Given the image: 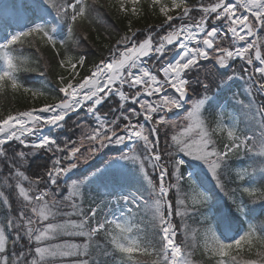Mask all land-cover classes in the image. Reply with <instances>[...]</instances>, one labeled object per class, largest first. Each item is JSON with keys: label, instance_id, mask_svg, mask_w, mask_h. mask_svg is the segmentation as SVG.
Masks as SVG:
<instances>
[{"label": "snow or ice", "instance_id": "6c2138e0", "mask_svg": "<svg viewBox=\"0 0 264 264\" xmlns=\"http://www.w3.org/2000/svg\"><path fill=\"white\" fill-rule=\"evenodd\" d=\"M136 2L132 0L133 4ZM45 3L66 24L69 36L78 30V20H91L92 13L98 11L96 0L91 4L87 0H45ZM152 3L159 6L163 17L159 23L133 30L129 21L123 34H119L120 29L115 30L118 33L115 44L107 55L101 51L99 62L93 63L88 74L79 80L76 78L79 73H70L67 80L60 77L52 103L0 120V159L12 156L19 161L10 165L11 172H0L5 177L0 179V198L6 196L7 186L16 189L23 209L16 220L7 223L22 229L36 245L30 264H99L92 251L94 247H106L126 264H140L133 260V254L146 253L148 247L160 257L158 264H189L181 243L177 242L180 226L173 218L180 217L183 224L191 207L193 215L204 216L207 221L203 210L208 207L210 197L197 187L194 174L184 170L185 157L207 168L235 211L244 212L248 202L264 201V188L243 186L252 170L235 173L233 183L239 182L235 188H227L224 182L229 160L244 152H264V148L258 146L257 151L251 137H241L228 124L205 116L204 96L180 119H168L169 113L183 107L190 91H195L193 74L205 94L210 87L227 86V78L246 80L264 95V0H196L191 4L188 0H172L170 6L160 0ZM7 11L0 8V14ZM119 11H125L123 0H119ZM132 11L135 13L136 9ZM54 32L52 26L36 24L0 42L3 62L0 90L10 84L11 89H23L33 97L46 95L25 86L18 73L30 70L22 57L28 48L39 50L37 37L56 49ZM74 43L78 45V41ZM59 44L65 48L60 67L71 63L75 70L76 63L85 64V55H78L76 63H72L65 42ZM56 55L61 53L57 51ZM201 61L210 62L212 67ZM236 61L242 62L239 71ZM245 65L251 66V72ZM110 100L115 103H107ZM81 109L93 118L95 126L88 122L77 124L80 129L77 140L65 138L58 143L44 134L45 129L65 127V118ZM260 112L264 115V106ZM122 144L132 147L121 158L138 164L153 186L152 218L159 232L158 249L138 237L132 213L139 205L131 203L128 197L113 201L116 206L127 205L117 216L105 211L103 204L86 203L76 184L63 196L57 190L61 179L72 169L87 164L104 148ZM25 150L51 153L50 167L43 174L34 175L35 178L27 175L23 168V160L28 159ZM170 192L174 194L175 209ZM7 206L10 209V203ZM223 228L227 237L232 226L225 222ZM209 232L211 250L223 257L228 250L239 249L242 242L250 243L253 234L264 230L249 227L237 238L225 240L211 228ZM61 236L78 237L81 242L60 240ZM5 251V235L0 233V253ZM232 260L234 264L235 257ZM0 264H6V260ZM249 264L258 262L253 260ZM259 264H264V256Z\"/></svg>", "mask_w": 264, "mask_h": 264}, {"label": "trees", "instance_id": "16d2710c", "mask_svg": "<svg viewBox=\"0 0 264 264\" xmlns=\"http://www.w3.org/2000/svg\"><path fill=\"white\" fill-rule=\"evenodd\" d=\"M87 2L91 4L92 0H87ZM188 2L190 4L196 3V0H188ZM96 6L98 11L92 13V19L78 20V30L74 35L69 36L66 24L57 19L56 13L52 8H49L47 12L44 4L40 3L39 0H8L0 5V8L8 10L4 14H0V39L5 38L9 32L24 30L38 22L46 24L44 21L49 18H51V24L54 25L57 22L60 24L54 34L58 41L56 49H53L37 37L39 50L37 48H28L24 57H22L30 70L18 73L21 82L25 86L38 92H43L46 95H37L34 98L31 92L25 93L23 89L13 90L9 84L3 90H0V117H7V115L12 113H18L31 107H41L45 103L53 102L51 97L57 91L56 87L59 85L60 77L64 76L66 80L69 79L71 71V63H66L63 68L60 67L59 60L64 58L65 48L61 47L59 41L65 42V46L68 48V55L73 57L72 63H76L75 57L78 55H85V64L81 66L76 63V69H72L75 73L83 76L84 74H88L93 63L99 62L101 51L107 55L108 49L115 44L116 39H118L116 29H120L119 34H123L127 31L129 21H131V27L132 25L134 26V21L131 20L128 13L119 11L116 0H96ZM146 17L150 19L148 14H146ZM51 24L46 25L51 26ZM139 26L141 28L145 27L140 24ZM85 36H87V39H84ZM74 41H78V45ZM57 51L61 53V56L56 55ZM202 64H206L209 68L212 67L208 61H204ZM0 69H2L1 61ZM192 78V87H195V74H193ZM246 83L235 81L229 87L220 88L217 93L215 92L216 94H214L213 99L207 102L208 104L203 114L215 118L216 112L222 107L238 113L237 134L241 135V137H251L252 141L256 144L258 137L264 133V123L261 126L256 124L255 121L257 122L258 117L253 110H249V107H251L254 101L257 102V99L255 98L254 101H251L245 96L244 85ZM107 103L114 104L115 101L110 100ZM106 111L107 108L104 109V112ZM101 114L103 115V112ZM85 122L95 126L93 119L85 115L84 110H81L74 116L65 119V127L61 128L59 132L55 131L50 135L58 143L63 142L65 138L68 140L75 139V136L80 134V129L76 127L75 123L83 124ZM163 142L164 138L161 137V145ZM27 151L25 150V155L28 159L23 160V168L26 170L27 175L35 178L34 175L43 174L45 168L50 167L52 162L51 153L40 150L31 156ZM120 152L110 150L98 162L89 165L82 172L78 169L74 170L73 175L69 176L65 182H59V188L61 189L60 196L66 194L72 184L78 183L81 178H86L92 171L98 170L107 158L118 156ZM14 163H19V161H16L12 156H9L6 160L0 159V172H11L12 168L10 165ZM244 169L252 171L247 173L243 186L264 188V173H259L260 163L256 157L252 158L250 152H244L228 161L224 177L227 188L237 187L239 182L233 183L232 177L235 176V173ZM184 170H187L186 167ZM4 178L3 175H0V179ZM85 181L79 187L85 195L86 203L103 204L105 205V211L111 213L116 211V205L113 201L119 197H128L131 203L138 204V209L132 213L133 222L137 225V235L147 245H156L158 249L159 232L153 222L152 212L148 210L150 208V201L154 200V197L152 198L151 195L146 197V194L142 191L145 187L138 182L135 173L132 171L124 173L109 169L105 170L98 177H88ZM194 182L197 187L204 190L210 197L208 207L216 217V219H212L215 220V231L218 233L220 239L226 237L223 228L225 222L230 223L232 226L228 239L244 233L249 227H260L264 230V201L248 202L246 203V210L244 212H237L232 207L231 201L225 192L217 185H208L200 178H196ZM48 187L51 188V185ZM14 190L13 186H7L4 188L6 196L3 197L4 199L0 198V228L4 232L7 241L5 251L6 264H15V262L16 264H29V259L34 253L32 251V241L24 235L15 240L16 235L13 236V230L10 229V225L7 223L10 221L9 209L8 206H5L4 200L13 206L14 202L10 194L14 193ZM173 195L172 193L169 195L172 203L175 200ZM123 207H125L124 204L119 205L120 209ZM207 208L203 211L205 212ZM224 210H227L225 214H223ZM187 211L188 215L182 224L183 227L181 226V229H179L180 235L177 236V242L181 243L184 254L190 255L191 260L195 264H218L214 257H209L208 254L203 252V248H201L199 230L204 225L200 222L201 215H193L191 207ZM261 237H264V233L256 232L253 234L250 237V243L246 244V248L240 252L231 253L226 258L227 263L233 264L232 258L235 257L234 264H245L253 260L259 264L261 257L264 256V240ZM68 240L81 242V238L69 237ZM147 249L148 252L144 255L139 252L133 254V260L139 261L140 264H155L159 256L153 251L152 247H148ZM92 251L98 257L99 264H114V261L115 264H126V261L116 259L113 253L108 251L106 247H94ZM258 253L261 255H258ZM105 255H107V259H105Z\"/></svg>", "mask_w": 264, "mask_h": 264}, {"label": "rangeland", "instance_id": "374dc122", "mask_svg": "<svg viewBox=\"0 0 264 264\" xmlns=\"http://www.w3.org/2000/svg\"><path fill=\"white\" fill-rule=\"evenodd\" d=\"M5 1H8V0H0V5L5 3ZM19 1H22V0H19ZM116 1H117L118 9H119V0H116ZM39 2L44 4L45 9L48 12L49 8H51V7L48 4L45 3V0H39ZM160 2L170 6L171 3H172V0H160ZM123 3H124V8H125L124 12L128 13V15L130 16L131 20L134 21V26L132 25V29L133 30H135L137 28H141L139 26V24L141 26H145L143 28H146L149 24H157L163 19V17L159 14V6L158 5L153 6L152 0H137V2L135 4L132 3V0H123ZM133 8L136 9L135 13H133V11H132ZM146 14H148L150 19H147ZM171 14L174 15L175 13L173 12ZM55 24L56 25H53L52 27H54L55 31H57V29L59 28L60 24L58 22L55 23ZM236 62L237 63H235V66H236L237 70L238 69L240 70L239 65L242 62L241 61H236ZM245 67H247L249 72H251V66L245 65ZM70 73H75L72 70V68H71ZM81 76L82 75H77V77H76L77 80H79ZM201 79H203V75L201 76ZM225 79H226L227 86L222 87L221 89L229 87L235 81L247 82L244 85L245 86V88H244L245 96H247L251 101H254L255 98L257 99V102L254 101V103L251 105V107H249V110H253L256 113L258 118H257V122L255 121V123L259 124V126H261L264 123V115H262L261 112H260L261 107L264 106V95H260V90L258 88H253L251 83L246 81V80H235V81H232V80L227 79V78H225ZM195 84H196L195 87H193L195 89V91H193V92L190 91V94H193V95H196V96H192V98L190 99V101L188 103L189 106L186 107V110H183L182 113H181V108H183V107H181L180 109H177L176 111L169 113L168 114V119H170V120H178V119H180L181 117H183L186 114V111L189 110L203 96L205 97L204 106H203V112H204V110H205V108L207 107V104H208L207 102L210 99H213L214 94H216L217 91L220 89V88L218 89V88H215V87H210V89L205 94L204 90L200 88V85L197 84V83H195ZM34 98H36V97H34ZM32 108H39V107H31V108H29L27 110H30ZM22 111H26V110H22ZM15 114L16 113H12V115H15ZM5 118L6 117H0V120H3ZM67 118H69V117H66L65 119H67ZM238 119H239L238 113H235L234 111L226 109V108L220 109V111L217 113V116L215 117V120L222 121L223 123L228 124L229 126H231L236 131L238 129V124H237ZM77 124H79V123H75V125H77ZM75 125H74V127H75ZM213 126H215V125H213ZM60 129L61 128H59V129H45L44 130V134L45 135H50V134H53L55 131L59 132ZM79 135L75 136V139H72V140H77ZM226 136H227V130H225V132H224L225 139H226ZM29 139H33V138L29 137ZM256 144H257V149H256L257 151H258V146L261 147V148H264V133H262L261 136L258 137V140H257ZM122 146H123V144L122 145H110V146L104 148L92 160H89L87 162V164H82V165H79L77 168H75V171L78 169V170H80L82 172L89 165H91V164H93L95 162H98L99 158L102 157L104 155V153L108 152L109 150H112V149L119 150V149H121V151H124V152H120L118 156L109 157L107 160L104 161L105 163L102 164L101 167L98 170L92 171L91 174L88 175V177H91V178L98 177L100 174H103L105 170H109V169L110 170H116V171L118 170V171H121V172H124V173H128L129 171L130 172L132 171L133 173L136 174L138 182H140L141 185L142 184L144 185L145 188H143L142 191L146 194V197L151 195L152 198H153V192H152L153 186L145 178L144 173L140 171L139 165L136 164V163L131 162L130 160H124V159L121 158L122 154L128 153L130 147H132V146L130 145L129 148L122 147ZM163 146H164V142L162 143L161 147H163ZM36 151H40V150H31V151L28 150L27 152H29V154H31V156H33V154ZM137 151H139V149H137ZM250 155H252V158L253 157L257 158L258 162L260 163V171H259V173L263 174L264 173V152H255V153L250 152ZM185 160H186V163L184 165V168L187 167V169H188L187 172H191V173L194 174L193 175V179L194 180L196 178H200V179L203 180L204 183H206L208 185L209 184L217 185L216 181L212 178V176L208 172L207 168L202 163L193 162V161L189 160L187 157H185ZM72 174H73V171L68 173V175H72ZM88 177L83 178V179L81 178L80 181L78 183H76V185H78V186L79 185H83L86 182L85 180ZM63 178H62V180H63ZM216 189H219V188H216ZM57 190L59 191V193L61 192L60 188L57 189ZM69 191H70V189H69ZM171 193L172 192H170L169 195ZM10 196H11V199L13 200L14 203H13V206H11V209L8 208L9 209V219H10V221H13V220L17 219V213L23 209V205L21 204L20 198H19V196L16 193V189L14 190V193L10 194ZM173 197H174V195H173ZM1 199H4V198H1ZM4 203H5V206L8 205V203H6L5 200H4ZM153 203H154V200L150 201V205H149L150 208H148V210L151 211V212H152V208H153ZM208 203H210V200H209ZM173 207L175 209V200H174V203H173ZM124 209H123V211H124ZM10 211H11V213H10ZM122 212L115 213V215L119 216V215H121ZM225 212H227V210H224L223 214H225ZM204 213H205V215H207V221L205 220L204 216L200 217V220H201L200 222H202L204 224V227L201 230H199V233H200L199 234V238L201 240V242H200L201 248H203V252H205V254H208L209 257L210 256L214 257L216 259V261L218 262V264H220L221 260L224 261V264H228L226 258L229 255H231V253L242 251L244 248H246V246H247L246 244L249 243V242H247V241L246 242H242V245H241V247L239 249L233 248L232 250H228L227 255H225L223 257H221L217 253L213 252L211 250V247H212L211 239L212 238H211V232H209V228H211L212 231H214V221L212 220V218L216 219V217L213 215V212L210 210L209 207L207 208V210ZM173 219H174V223L175 224L178 223L179 226H180V229H181V226L183 227V225L180 223L181 222L180 217L174 216ZM10 229L13 230V233H14L13 236L16 235L15 240L18 239L19 237H23L22 235H24L26 237V234L24 233V231L22 229H20L18 226L10 225ZM179 231H178L177 236L180 235ZM0 233L4 234V232L1 230V228H0ZM17 233H19V235H17ZM241 234H243V233H241ZM238 236L239 235L233 236L231 239H235ZM68 238L69 237H66V236L59 237L60 240H68ZM70 238H78V237H70ZM5 239H6V237H5ZM32 244H33L32 245V249H34L36 245L33 242H32ZM147 252H148V249H147ZM139 253H142V255L145 254V252H143V251L139 252ZM32 256H34V253H33ZM185 258L189 261V264H195L191 260L190 255H185ZM159 259H160V257L158 258V260L156 261L155 264H158ZM5 260H6V253L5 252L0 253V262H3ZM15 264H16V262H15ZM29 264H30V259H29ZM245 264H249V263H245Z\"/></svg>", "mask_w": 264, "mask_h": 264}]
</instances>
